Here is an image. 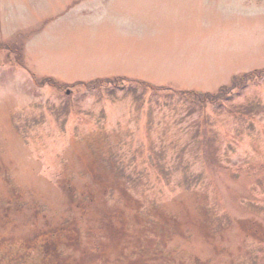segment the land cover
<instances>
[{
  "label": "rangeland",
  "instance_id": "1",
  "mask_svg": "<svg viewBox=\"0 0 264 264\" xmlns=\"http://www.w3.org/2000/svg\"><path fill=\"white\" fill-rule=\"evenodd\" d=\"M260 68L264 0H0V264H264V79L230 85Z\"/></svg>",
  "mask_w": 264,
  "mask_h": 264
},
{
  "label": "trees",
  "instance_id": "2",
  "mask_svg": "<svg viewBox=\"0 0 264 264\" xmlns=\"http://www.w3.org/2000/svg\"><path fill=\"white\" fill-rule=\"evenodd\" d=\"M24 34V32L22 33ZM21 33L18 34V36L15 37V39L8 43V47H11L10 51H12V53L19 59V57L22 54V46H23V42L24 40L22 39ZM26 36V35H25ZM20 39V40H19ZM7 47V48H8ZM9 51V52H10ZM15 51V52H14ZM259 80V79H264V68H260V69H256L254 71L251 72H246L240 76H235L232 78L230 85L234 86V89L236 91V94H240L241 91L246 88L247 83L250 80ZM49 84L54 86V88H59L62 89L63 86L66 85H70L67 83H59L57 81H55L53 78L51 77H44L40 80V85L42 84ZM79 85H82L83 88H85L88 91H93L95 92L97 95H99V98H102L103 96H105L107 99H109L110 101L118 99V98H137L140 101H143L142 97L144 95V93L150 89L153 90H158L159 88H164L165 87H158V86H154L149 84L146 81L143 80H126V78L124 79L123 77H114V78H95L86 82H78ZM226 86H222L220 87V89L215 93H210V92H197V91H193V90H176L175 92L178 93V95L182 100L188 101L191 105V108L188 110V113H192L195 108L192 106H197L202 102H207V101H211V102H220L222 103V105L228 101V99L230 98L228 93L226 92V90H224ZM171 97V95H169ZM69 103L67 101H64L63 103H61V105H58V107L54 106V111L53 113L58 116H62L65 115L69 112L70 108H69ZM241 105L237 106L238 109H240L239 113H240V117H250L251 113H258V112H262L264 114V106H261V104L255 102V103H251L247 106H242L240 108ZM53 108V107H52ZM236 109V108H235ZM160 157L162 156V152L159 153ZM109 160H113L116 161V158H114L112 155L109 156L108 159H105V161H109ZM108 165L111 167V163H108ZM116 169H118V165L115 166ZM120 173H121V168L119 169ZM194 176H190V182L187 185V188H189L191 186V180H193ZM22 207V205H20ZM249 206L253 207V203L249 202ZM257 211L264 213V208L261 206H257L256 208ZM61 255V254H60ZM65 256V255H64ZM252 257L254 258L251 263L252 264H257L256 260V255H252ZM19 256L13 260L12 264H25L24 262L22 263L20 260V263H18ZM27 259V257H26ZM61 260H63V258H61ZM9 263V264H10Z\"/></svg>",
  "mask_w": 264,
  "mask_h": 264
}]
</instances>
